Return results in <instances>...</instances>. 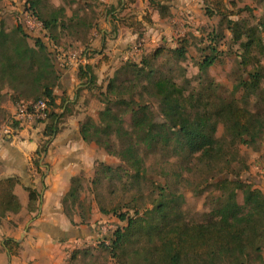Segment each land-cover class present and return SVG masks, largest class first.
Segmentation results:
<instances>
[{"label":"trees","instance_id":"1","mask_svg":"<svg viewBox=\"0 0 264 264\" xmlns=\"http://www.w3.org/2000/svg\"><path fill=\"white\" fill-rule=\"evenodd\" d=\"M148 1L159 11L161 18L171 16L169 6L162 4L160 0ZM242 1L230 0L229 4L234 10ZM42 2L30 0L28 9L42 23L43 29L48 31L50 41L58 42L54 31L60 27L78 32V27H81L79 23L72 26L62 23L64 8L44 14ZM204 4L205 15L209 18L218 17L219 23L217 29L207 35L211 44L203 51L210 50V54L199 63L201 73H207L216 63L219 53L217 46L225 39V30L231 33L233 43L247 38L245 43H241L244 52L249 53L257 48L264 55V19L253 30L247 29L242 20L235 19L237 14L229 9L227 0H205ZM110 12L115 13L112 20H118L116 9ZM128 19L126 15L119 21L122 25L135 29ZM70 21L73 22V18ZM144 21L151 23V17H146ZM141 24L138 22L136 26L139 28ZM115 29L113 25L114 32ZM30 39L35 41L34 47L29 44ZM13 42L18 44V60L11 58L7 50L8 45ZM178 43L176 48H157L140 63L125 62L110 78L105 92H101L100 101L105 108L99 113L100 122L96 123L88 118L81 124L80 131L84 140L95 141L109 156L121 161V165L116 167L106 162H97L92 186L99 188L108 185L106 182L110 183V194L123 192L129 195L131 206L128 211L136 209V216H131L128 212H119L117 208L108 210L103 204H99L104 215L111 214L126 223V226L114 232L111 244L100 245L109 251L117 264H263L264 194L261 191L246 188L241 183L228 188L225 185H232L231 181L220 180L216 186H225V195L217 199V205L206 215L204 221L190 222L185 218L182 197L156 185L147 176V160L160 151L168 152L170 157H178L182 160V166L189 170V167H195V160L199 163L206 160L211 164L225 155L228 145L254 144L264 133L263 109L258 108L253 112L248 105H241V100L247 103L261 89L264 66L253 71L251 79L242 81L246 95L241 100L235 96L223 98L221 106L211 119L198 121L192 108L204 96L210 95V92L188 93L174 78L161 74L154 67V62L165 55H170L177 62L184 61L188 54V41L184 37ZM61 77L43 38L33 37L23 26L8 31L0 19V80L12 83L10 86L25 88L26 91L21 94L23 98L39 95L43 97L23 101L24 103L41 99L49 101L50 112L45 121H48V125L44 136L50 139L60 132L59 125L67 113L58 112L66 100L63 99L58 104V96L54 94L55 89L60 87ZM78 78L80 81L86 79L89 87L98 81L89 65L79 67ZM144 82L147 84H143ZM141 85L144 93L150 97L162 96V120H158L149 104L144 101V94L137 92ZM118 107L123 109L118 110ZM128 113L132 118L131 129L125 127L124 117ZM221 124L224 135L218 137V126ZM83 176L86 177L82 172L72 178L70 190L62 201L64 213L73 224L72 207L80 198ZM149 182L156 188L145 196L144 187ZM18 183L19 179L16 177L0 180V220L9 214H19L22 210L20 200L14 193ZM237 189L248 193L243 204L237 200ZM27 191L28 211L37 212L39 194L32 188ZM134 203L138 204L136 208ZM80 217L84 224L85 219ZM4 246L12 255L20 249V244L13 239L6 240ZM89 255V249L75 250L70 264Z\"/></svg>","mask_w":264,"mask_h":264},{"label":"rangeland","instance_id":"2","mask_svg":"<svg viewBox=\"0 0 264 264\" xmlns=\"http://www.w3.org/2000/svg\"><path fill=\"white\" fill-rule=\"evenodd\" d=\"M29 1L0 0V19L3 20L5 29L8 31H13L16 27L23 26L33 37L43 38L48 46V53L51 55L58 70L70 69V57L78 60L84 58L85 50L89 48L90 40L101 35L102 29L100 25H108L111 19L109 16L111 12L105 14V3L101 0H42L41 8H43L44 14L64 8L65 15L62 17V23L69 26L76 23L81 25V27H78L77 33L61 27L58 28L54 31L55 36L58 37V42L54 43V41H50L48 31L43 29L42 23L28 9L30 6ZM167 1L173 2V0ZM227 2L229 9L233 10L229 4L230 0H227ZM122 5L123 2L118 7L113 6V9H119L118 13H116L118 20L113 21L111 19L110 21L112 26L115 25L116 27L118 25V27L115 29L117 32L114 33L112 30L110 36H118V30L122 27L119 20L123 18L120 17V14L128 13V21L134 24L135 29H139L140 38L133 43V47L126 48V51L129 52L127 56L119 55L121 60L113 71H107L104 74L101 85L95 84L91 87L93 92L87 95V100L94 99L97 103V108L98 106L102 109L105 108V105L100 101L101 92H105L110 78L114 76L115 72L125 62L140 63L143 59L150 57L159 47L176 48L179 46V40L184 37L188 41L187 58L184 61L177 62L170 55H165L154 62V67L161 74L174 78L180 87L188 90V93L210 92V95L204 96V99L195 103L192 108L198 121L211 119L221 106L223 98L229 99L231 96H235L241 100L246 95L241 85L242 81L251 79L250 74L259 67L264 66V55L260 53L259 49L255 48L249 53L244 52L241 43H245L247 38L244 37L241 42L233 43L231 33L225 30L226 37L217 46L219 53L216 63L208 69L207 73L203 74L200 72L199 63L205 56L210 54V50L203 51L204 48L211 44L207 35L217 29L219 23L218 17L209 18L205 15V4H201V7L198 5L190 14H178L168 20H164L162 24V20L157 21L158 18H155V21L149 24L150 28L155 29L156 26H161L159 27L161 29L151 30L148 26H145L146 31L140 30L142 29V24L139 28L136 26L138 23L136 18H142L143 20L146 17L152 18L149 10L145 9L146 6L135 4L137 6L134 7L131 0H125L123 8L121 7ZM129 10H132L136 15H131L132 13H129ZM233 11L237 14L235 19L242 20L246 24L247 29L253 30L264 19V0H243ZM71 18H73V22L70 21ZM93 33H95V36L92 35ZM148 34L150 35L149 38ZM28 42L31 47H34L35 41L33 39L28 40ZM17 48L18 44L15 42L10 43L7 48L10 57L15 60L20 58L17 54ZM107 48L114 49L113 47ZM246 55L247 58H245ZM111 56L114 57L113 52H111ZM105 58H107L106 60H112L107 55H105ZM77 67H80V65ZM81 81L82 85H86V79ZM7 83L9 86L10 84L13 85L10 82ZM7 83H3L0 80L1 87L3 85L6 86ZM143 84L147 83L144 82ZM59 85L62 86L61 80ZM142 86L138 87L137 92L144 94V101L149 104L150 109L155 113L158 120H162L163 113L160 104L162 96L150 97L144 93ZM0 97L3 101L6 100L5 95H1V93ZM39 98L43 97L41 95L30 98L22 97L13 101L17 108L23 101H32ZM241 105H248L253 112L258 110V108H262L264 111V78L261 83V89L252 95L247 103L241 100ZM91 109L96 110L94 107H91ZM117 109L122 110L123 108L118 107ZM88 118L90 117H87L86 120ZM124 118L125 127L131 129V114H126ZM97 119V123H99V114ZM8 124H10V119L7 122ZM223 135L224 127L221 124L218 126L217 136L222 137ZM38 161L39 159L34 163L39 165ZM106 163L114 167L121 165V161L114 156H109ZM194 163L195 167H189L191 169L186 170V167L182 166L181 159L170 157L168 152L163 151L150 157L146 163L149 179L154 181L156 185L167 188L170 192L182 197L183 210L187 221H204L206 215L217 205V199L225 195V186L233 188L236 183H241L246 188L259 190L264 194V133L254 144H238L233 147L228 145L225 155L211 164L207 163L206 160L200 163L195 160ZM93 176L89 178L83 176V189L80 192V198L77 204L72 207L74 217L76 216L78 219L77 226L82 225L91 228L93 236L80 245V248L89 249L90 255L80 257L71 264H117L109 251L104 250L100 244H111L114 232L126 226V223L111 214L104 215L100 210L99 204H103L108 210L117 208L119 212H128L131 216H136L134 211L136 209L128 211V207L131 206L129 195L123 192H119L116 195L110 194L108 186H111L110 183L106 182L108 185L94 188L91 184ZM224 179H229L232 185H225L221 188L216 186L220 180ZM144 188L146 189L145 196H147L153 192L156 186L149 182ZM246 196H248V193L242 189H237V200L240 204L244 203ZM133 206L136 208L138 204L134 203ZM142 214L143 212L140 215ZM80 216L85 219L84 224L81 223ZM7 217L3 219L8 222ZM3 219L0 220V223ZM11 224L14 223L11 221ZM74 226L76 225L74 224Z\"/></svg>","mask_w":264,"mask_h":264},{"label":"crops","instance_id":"3","mask_svg":"<svg viewBox=\"0 0 264 264\" xmlns=\"http://www.w3.org/2000/svg\"><path fill=\"white\" fill-rule=\"evenodd\" d=\"M101 1L105 3V14L116 9H113V6L118 7L122 2L125 4V0ZM160 1L169 6L170 17L161 18L159 11L154 9L148 0L136 2L131 0V3L134 7L139 4L146 6L145 9H148L154 18L153 20L151 18V22L158 18L157 21L162 20L161 24L175 15L190 14L195 7L198 5L201 7V4L205 3V0ZM118 11L119 9H116L117 13ZM129 13L136 15L132 10H129ZM114 14L113 12L109 14L111 19ZM127 14H120V17ZM110 20L108 25H100L101 35L90 40L84 58L78 60L70 57L72 65L70 69L58 70L62 76V86L57 87L54 94L58 96V104H61L63 99L66 100L59 113L64 114L66 111L67 113L59 125L60 132L52 139L44 136L48 121L25 124L24 127L16 129L11 136L4 135L7 122L17 109L13 100L21 99V94L26 89L8 84L0 86V93L6 98L3 101L0 97V180L11 177L19 179L14 193L22 206L19 214H10L7 217L8 222L3 219L0 223V264H70L73 252L83 249L80 245L93 236L91 228L77 226L76 216L74 226L64 213L62 201L70 190L73 177L82 172L86 177H92L97 162H108L109 155L95 141H86L81 135V124L87 117L97 123V116L102 108L99 106L97 108L94 99L87 100V95L93 91L89 85H82L78 78L77 66L89 65L98 78L99 86L103 82L104 74L113 71L118 65L121 60L119 55L124 57L128 55L126 48L133 47V43L140 38L139 32L120 24L122 27L118 30V36L111 37L113 26ZM136 20L142 23L140 30L146 31L145 26L151 30L161 29L159 28L161 26L150 28L151 23L142 18ZM92 35L95 36V33ZM149 36L148 34V38ZM111 52L114 57L111 56ZM105 55L110 56L112 60L104 59ZM91 107L96 110H92ZM37 159L39 165L34 163ZM28 188L36 190L39 194L38 210L34 213L28 211ZM11 221L14 224H11ZM8 239L20 244L18 253L12 255L5 249L4 243Z\"/></svg>","mask_w":264,"mask_h":264},{"label":"built area","instance_id":"4","mask_svg":"<svg viewBox=\"0 0 264 264\" xmlns=\"http://www.w3.org/2000/svg\"><path fill=\"white\" fill-rule=\"evenodd\" d=\"M49 112V101L46 99L20 103L15 114L10 119V124L6 126L5 134L11 136L16 129L24 127L25 124L31 125L45 122L48 119Z\"/></svg>","mask_w":264,"mask_h":264}]
</instances>
